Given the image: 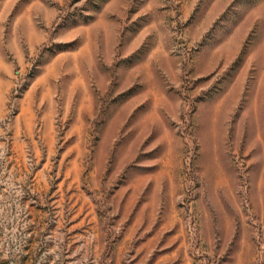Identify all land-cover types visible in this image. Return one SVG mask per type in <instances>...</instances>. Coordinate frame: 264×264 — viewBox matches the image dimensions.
<instances>
[{
	"label": "rangeland",
	"instance_id": "374dc122",
	"mask_svg": "<svg viewBox=\"0 0 264 264\" xmlns=\"http://www.w3.org/2000/svg\"><path fill=\"white\" fill-rule=\"evenodd\" d=\"M0 264H264V0H0Z\"/></svg>",
	"mask_w": 264,
	"mask_h": 264
}]
</instances>
